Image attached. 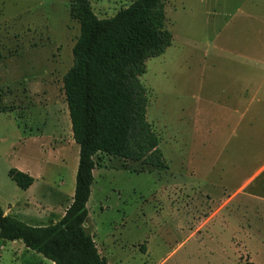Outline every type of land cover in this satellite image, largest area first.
<instances>
[{"label": "rangeland", "instance_id": "rangeland-1", "mask_svg": "<svg viewBox=\"0 0 264 264\" xmlns=\"http://www.w3.org/2000/svg\"><path fill=\"white\" fill-rule=\"evenodd\" d=\"M90 1L108 18L132 0ZM164 11L172 44L140 80L168 168L139 172L140 162L95 153L89 232L112 264H264V0H167ZM78 36L69 0H0L3 208L22 195L12 168L43 172L50 185L35 190L52 201L76 175L78 146L66 164L43 163L42 150L70 148L63 77ZM38 257L0 240V264Z\"/></svg>", "mask_w": 264, "mask_h": 264}, {"label": "trees", "instance_id": "trees-1", "mask_svg": "<svg viewBox=\"0 0 264 264\" xmlns=\"http://www.w3.org/2000/svg\"><path fill=\"white\" fill-rule=\"evenodd\" d=\"M166 2L132 0L113 16L99 18L90 0H69V16L79 23L73 62L63 77L72 138L79 147L73 199L59 221L44 226L29 225L0 206V240L20 241L54 264H110L87 226L92 156L101 152L140 162L139 172L168 168L147 121L148 98L140 80L146 62L172 44L165 29ZM8 174L21 190L34 180L15 168Z\"/></svg>", "mask_w": 264, "mask_h": 264}, {"label": "crops", "instance_id": "crops-1", "mask_svg": "<svg viewBox=\"0 0 264 264\" xmlns=\"http://www.w3.org/2000/svg\"><path fill=\"white\" fill-rule=\"evenodd\" d=\"M259 78L261 79L260 76L255 78V79L258 81ZM71 136H72V132H71ZM68 145L70 146V148H69L70 151L67 148L65 149V147H63L62 150H56L55 151L49 145V152L48 153H47L48 148H47V151H45V150H42V147L40 146V148L43 152V159H44L42 162L46 163L47 160L48 161L54 160L55 162L61 161L64 164H66L68 162L67 153H69L71 151L73 153H75L76 152V146H78L74 142L72 137L70 138ZM62 152H65V153H62ZM56 155H58V157ZM47 156H49V157H47ZM75 160L77 161V159H75ZM18 170L29 174L34 180H33V183L26 190H22V195L17 199L16 204L14 206H10V208H9V206L7 208L2 207L4 213L11 215V216H14V217L24 221L25 223L32 225V226H44V225H47L50 223H55V222L59 221L64 216L66 209L71 204L72 199H73L74 189H75V176H74L75 168L73 170L74 172H73L70 184L66 185L62 179L59 180L61 186H63V185L67 186V190H66V192L62 193V195H61V197H59V199L53 200V201L49 198L50 196H48V195H51L50 190L47 192L48 195H46V193H43V192H41L42 194L40 193L41 195L39 193L38 194L36 193V190H35L36 186H38L40 184L50 185L46 181V178H45L43 172H41L38 169H32L29 167L20 168ZM95 172H96V169L94 168L93 169V177L94 178H95ZM91 194H92V186H91V193H90L88 202L86 204L87 210H88V203H89V200L91 198ZM234 198H235V194L230 192V194L226 197V201H225L226 206L232 204L234 202ZM36 206H37V208H36ZM32 208L35 209L36 211L38 208H41L43 213H40L39 211H37L39 214H38V216H35V215H33V213H31L28 210V209H32ZM48 209H50V210L52 209V210H56V211H54V213H51V211ZM47 211H50V217L52 218V221L47 222L46 224H42L40 222V220L45 217L44 214ZM88 217H89V213H88ZM87 226L89 227V223H87ZM92 235H93V238H94V241L96 243L98 251L110 263V261L108 260V257H111L112 253L107 250V248L105 247L103 242L99 243V244L96 242V240H95L96 234L93 233ZM143 252L145 255L149 256V254L151 252V247H150L149 241H146ZM40 258H42L43 261H41ZM163 261H161L160 264H163ZM37 264H54V263L41 256V257L37 258ZM110 264H112V263H110Z\"/></svg>", "mask_w": 264, "mask_h": 264}]
</instances>
